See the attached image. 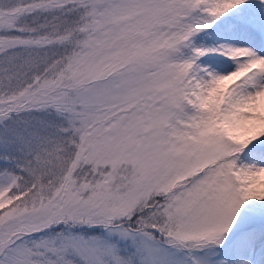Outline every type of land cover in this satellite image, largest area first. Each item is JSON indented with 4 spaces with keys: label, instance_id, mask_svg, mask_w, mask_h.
Masks as SVG:
<instances>
[{
    "label": "snow or ice",
    "instance_id": "1",
    "mask_svg": "<svg viewBox=\"0 0 264 264\" xmlns=\"http://www.w3.org/2000/svg\"><path fill=\"white\" fill-rule=\"evenodd\" d=\"M0 264H264V0H0Z\"/></svg>",
    "mask_w": 264,
    "mask_h": 264
}]
</instances>
